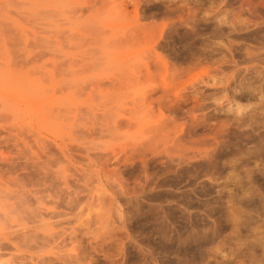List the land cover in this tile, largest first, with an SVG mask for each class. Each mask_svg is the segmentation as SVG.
<instances>
[{
    "label": "rangeland",
    "instance_id": "1",
    "mask_svg": "<svg viewBox=\"0 0 264 264\" xmlns=\"http://www.w3.org/2000/svg\"><path fill=\"white\" fill-rule=\"evenodd\" d=\"M261 182L264 0H0V264H264Z\"/></svg>",
    "mask_w": 264,
    "mask_h": 264
},
{
    "label": "bare ground",
    "instance_id": "2",
    "mask_svg": "<svg viewBox=\"0 0 264 264\" xmlns=\"http://www.w3.org/2000/svg\"><path fill=\"white\" fill-rule=\"evenodd\" d=\"M251 179H253L252 177H251ZM255 179V178H254ZM228 180V179H227ZM263 180V179H262ZM259 181H261V180H259ZM253 182V181H252ZM257 182V184H258V180L256 181ZM251 183V182H250ZM255 183V182H254ZM253 183V184H254ZM252 185V184H251ZM242 186V188H243V185H241ZM254 186V185H253ZM255 186L257 187L258 185H256V183H255ZM254 186V187H255ZM260 187L262 186L263 188H264V182H261V184L259 185ZM247 187H248V185H247ZM249 187H250V185H249ZM261 187V188H262ZM258 188V187H257ZM244 189H246V188H244ZM249 189V188H248ZM254 189H256V188H254ZM247 190V189H246ZM249 191V190H248ZM253 191V190H252ZM257 191V190H256ZM259 191V190H258ZM260 192V191H259ZM261 193H262V190H261ZM255 194V193H254ZM259 194V193H258ZM259 197V196H258ZM257 197V198H258ZM255 198H256V196H255ZM253 199L252 201H251V204H253V205H255L254 207H256V209H253V210H256L257 212H258V215L261 217V216H263L264 217V192H263V195L261 196V197H259V199ZM250 199V198H249ZM244 201V200H243ZM248 201V200H247ZM246 201V202H247ZM244 203H245V201H244ZM247 204V203H246ZM250 204V203H249ZM248 204V205H249ZM221 208V207H220ZM219 208V209H220ZM246 211V210H245ZM241 213H243L242 211H240ZM255 212V211H254ZM219 213V212H218ZM226 213V212H225ZM245 213V212H244ZM243 213V214H244ZM246 213H247V211H246ZM247 214H249V213H247ZM221 215V214H220ZM257 216V215H256ZM255 215H251V214H249V215H247V221L246 222H244V225H243V222H242V225H241V227L240 226H238V228L240 227L242 230H244V231H246L245 233H247L248 232V237L251 235H253V237L255 238L254 240H252V244H248V247L246 248L247 250H249V252H248V254L250 255V256H252V258L254 257V258H264V231H262V228H260V227H263V229H264V219L263 220H256V217ZM258 216V217H259ZM241 217L243 218L244 217V215L242 216L241 215ZM259 217V218H260ZM246 218V217H245ZM260 219H262V218H260ZM245 221V220H244ZM240 224V223H239ZM240 229V230H241ZM263 232V237L262 236H260L259 235V233H260V230ZM242 234V233H241ZM217 235V234H216ZM216 235H213V236H215L216 237ZM242 236H244V232H243V235ZM245 237V236H244ZM248 237H246V238H248ZM212 236H210V239L208 240V241H212ZM249 239V238H248ZM244 240V239H243ZM216 241V240H215ZM214 241V242H215ZM248 241H250V240H248ZM246 242V241H245ZM206 243H207V241H206ZM208 243H210V242H208ZM217 243V242H216ZM215 243V244H216ZM211 244V243H210ZM211 246V245H210ZM213 246V245H212ZM211 246V247H212ZM218 246V245H217ZM242 246V245H241ZM240 246V247H241ZM223 247V246H222ZM236 247V246H235ZM215 248V247H214ZM213 249V247L211 248V250ZM221 249V248H220ZM238 249V248H237ZM240 249V248H239ZM238 249V250H239ZM193 250V249H192ZM241 250H243V249H241ZM216 251V250H215ZM230 251H232V250H230ZM204 252V251H203ZM233 253H234V251H232ZM243 252H244V250H243ZM230 253V252H229ZM235 254H237V253H235ZM245 254V253H244ZM246 255H247V253H246ZM225 257H228L227 256V251H226V256ZM243 257H245V256H243ZM250 258V257H249ZM232 259V258H231ZM222 261L224 260V259H221ZM230 260V259H229ZM234 259H232L231 261H232V263L234 262L233 261ZM242 260V259H241ZM240 260V261H241ZM251 260V259H250ZM254 260V259H253ZM257 260H259V259H257ZM256 260V261H257ZM222 261H221V264H222ZM225 261H228V258H227V260H225ZM231 261L229 262V263H231ZM246 261H247V257H246ZM220 262V261H219ZM242 262H244L245 263V261H242ZM248 262H250V261H248ZM262 262V261H261ZM264 262V261H263ZM214 263H216V264H218V261L216 262V261H214ZM224 263V262H223ZM231 263V264H232ZM250 263H252V262H250ZM249 263V264H250ZM220 264V263H219ZM227 264V263H226ZM238 264V263H237ZM255 264V263H254ZM260 264V263H259ZM262 264V263H261Z\"/></svg>",
    "mask_w": 264,
    "mask_h": 264
}]
</instances>
